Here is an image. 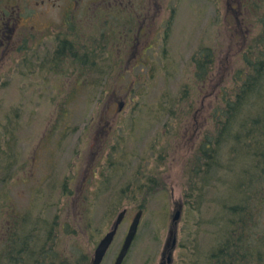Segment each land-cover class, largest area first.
<instances>
[{
	"label": "rangeland",
	"instance_id": "1",
	"mask_svg": "<svg viewBox=\"0 0 264 264\" xmlns=\"http://www.w3.org/2000/svg\"><path fill=\"white\" fill-rule=\"evenodd\" d=\"M89 1L0 0V264H37V250L21 253L25 225L56 216L85 225L71 235L61 227L53 241L57 262L85 264L124 208L128 214L103 264H114L141 208L123 264H210L230 231L224 221L213 222L215 190L191 180L187 158L202 138V120L215 133L206 116L220 87L248 71L242 50L252 57L264 46H239L227 0H162L161 11L148 16L134 6L126 11ZM245 4L255 9L246 27L264 36V0ZM20 37L28 41L21 49L24 41L8 42ZM74 53H91V65H80ZM204 55L213 64L206 82L195 75ZM88 77L98 85L80 89ZM119 101L126 103L122 110ZM249 107L252 113L258 103L249 100ZM215 172L221 168L210 175ZM181 201L178 246L167 262L171 214ZM258 226L264 229V208Z\"/></svg>",
	"mask_w": 264,
	"mask_h": 264
},
{
	"label": "trees",
	"instance_id": "2",
	"mask_svg": "<svg viewBox=\"0 0 264 264\" xmlns=\"http://www.w3.org/2000/svg\"><path fill=\"white\" fill-rule=\"evenodd\" d=\"M72 48L74 50L75 47ZM263 54L264 47L256 55L247 58L248 71L235 72L233 89L226 85L221 87L222 92L217 94L213 110L206 116L213 123L215 133H211L209 126H205L206 123L202 120V138L197 143L195 152L187 158L191 180L195 179L204 188L209 186L215 190L211 200L213 222L224 221V229L230 231L223 245L214 248L210 264H250L252 261L264 264V229L258 226L264 208V94H260L264 90ZM204 57L205 55L197 59L196 76L206 82L212 78L207 74L210 71L209 64H213L211 58ZM74 58L82 60L80 65H86L88 61L91 65L93 55L88 53L86 57H81L74 53ZM94 68H97L96 63ZM99 72L104 73L101 68L97 73ZM98 80L84 78L78 86L80 89L96 87ZM72 90V95L77 97L79 90ZM249 100L254 105L258 103V108L254 107L252 112L256 116L248 112L252 110L251 107L247 109ZM0 154H4V151L0 150ZM229 155L231 164L228 162ZM216 167H220L221 172L217 176L216 172L210 175ZM215 177L218 181L212 186L211 182ZM225 197L232 202H224ZM28 219H24V224ZM71 222L73 221L69 222L66 218L62 221L59 216L53 220H32V224L25 225L26 234L21 241L24 248L21 253L32 256L31 250H37V264H59L57 258L60 255L56 256L54 253L53 241L56 235L61 234V230L64 232L61 227H65L68 235L75 232L78 234L79 230L83 233L85 230V225L78 220H74V224ZM44 224H48V227L44 228ZM13 225L16 226L15 223ZM30 225L34 228L33 232L32 228H28ZM27 241L36 248L25 244ZM88 260L87 256L85 264H88Z\"/></svg>",
	"mask_w": 264,
	"mask_h": 264
},
{
	"label": "flooded vegetation",
	"instance_id": "3",
	"mask_svg": "<svg viewBox=\"0 0 264 264\" xmlns=\"http://www.w3.org/2000/svg\"><path fill=\"white\" fill-rule=\"evenodd\" d=\"M91 1H93V0H90L87 3V5ZM246 1L247 0H227L228 16L233 18V25H232V23H230V25H231V27L233 26V29L235 30L237 27L235 25V23L239 24V31L241 33L240 34L241 38L239 39V41H240L239 46H242V47L249 46L250 42L257 43L258 46H264V36L261 35V36L254 37V33L251 34L252 33L251 30H249L246 27L247 26L246 24L248 23V21L245 20V17H246V19H248L249 15H250V19H252L253 14L255 15V13H254L255 9L253 10L252 6L249 7L247 4H245ZM101 4L103 6H108L109 8H111V6H113V7L119 8L120 10H123L125 8L126 11L128 10L129 6H134L135 8L142 10L141 14L143 13L144 15L151 13V10H154V9H155L154 12H156V11L160 12L162 7H163L162 0H156L155 2H154V0L153 1L130 0V1H127V3L119 1V0H101ZM144 11H146L147 13H145ZM243 11H245V14ZM74 22L75 21L73 19V15H72V17L67 20V24L72 25ZM263 24H264V22H263ZM255 25H257V24L255 23ZM98 28H99V30L103 31L105 29V26L98 24ZM116 46L120 47L121 45L116 44ZM102 54H104V50L102 51ZM129 60H130V58H129Z\"/></svg>",
	"mask_w": 264,
	"mask_h": 264
},
{
	"label": "water",
	"instance_id": "4",
	"mask_svg": "<svg viewBox=\"0 0 264 264\" xmlns=\"http://www.w3.org/2000/svg\"><path fill=\"white\" fill-rule=\"evenodd\" d=\"M127 213V210H123L119 213L117 219L115 220L111 230L107 233V235L102 239V241L100 242L99 246L97 247L94 257L92 259L91 264H101L109 247L111 246L112 242L115 239V236L118 232L119 226L122 223V221L125 218V215ZM142 216V211H140L137 216L135 217L130 229H129V233L126 237L125 243L123 245V248L119 254V257L117 258V261L115 264H122L125 256L127 255L130 246L136 236V233L138 231V226L140 223V219ZM180 219V212H177L175 217H174V221L173 223L176 224L177 221ZM170 240H172L175 236H176V229L175 227H172L170 229Z\"/></svg>",
	"mask_w": 264,
	"mask_h": 264
}]
</instances>
